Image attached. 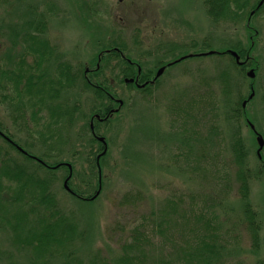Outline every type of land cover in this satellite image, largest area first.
<instances>
[{
  "label": "trees",
  "instance_id": "trees-1",
  "mask_svg": "<svg viewBox=\"0 0 264 264\" xmlns=\"http://www.w3.org/2000/svg\"><path fill=\"white\" fill-rule=\"evenodd\" d=\"M250 1L203 0L202 4L208 18L218 24L227 19L233 22L243 19L250 7ZM66 2L69 3L70 11L69 15L64 17L54 0H0V103L6 106L15 132L22 135V139H17L0 123V131L12 140L11 142L0 134V235L4 233L8 242V247L0 250V264H143L146 258L147 264H241L236 257H232L233 246L236 247L239 242L240 226L248 231L251 240L247 251L258 253L262 246L261 222L248 198L250 175L246 166L247 145L237 124L238 116H242L243 109L256 96L257 91L249 99L248 96L245 98L239 95L235 102L231 101L232 83L229 81L226 66L219 70L217 76L219 82L223 83L220 100L217 93L209 100L203 88L196 91L185 88V92L182 89L184 95L178 99L171 98L169 104L173 106L178 101H185L183 105L191 106L190 109L197 108L203 111L206 109V112H211L213 118L223 117V123L227 124L228 121L229 124H233L231 156L232 163L235 162L238 166L235 181L237 193L242 200L240 206L242 210L239 213L241 220L236 219L228 230L223 231L220 222L216 221L218 212L216 207L226 190L222 192V189H219L222 193L216 195L214 188L206 193L201 188V191L187 194L192 195L189 201L192 202L191 206H194L189 209L191 219L199 220L198 227L196 231L194 230V240L183 243L179 238L181 235L177 222L179 215L177 220L175 217L180 205L177 207L176 204H171L167 205L169 211H162L160 216L161 222L166 224L161 246L153 245L155 235L146 227L151 219L149 212L140 217L139 222L136 219L129 224L126 223V227L117 224L116 227H112V236L121 239L116 247L105 242L104 234L98 226L100 212L95 201L100 197L104 185L103 168L107 162L105 158L108 151L105 149V153L97 158L96 154L103 150L105 143L102 145L95 136V127L91 130L89 126L91 132L87 138L83 128L75 127L78 119L85 118L86 114L81 109L80 99L73 98L69 102L68 96H64L70 94L81 79L78 91L92 90L93 97L99 100V104L92 108L93 112L99 114V118L97 116L94 118V125L104 120L109 124L112 115L121 111L129 99L124 102L118 101L120 103L117 105L118 109L110 111L117 101L115 89L105 75L107 68L114 71L118 68L116 62L124 63L122 69L114 72L112 77L119 79L123 76H137L140 83L147 81L144 86L135 85L143 98L148 94L150 97L154 92L160 76L152 78L150 69L141 70L139 74L136 71V75L132 73L135 64L128 63L129 55L122 54L126 43L119 35L113 34L109 39L111 36H107L110 34L109 28L107 29L105 24L101 27L102 25L94 21L95 12L102 2L99 0ZM255 4L257 5V2ZM263 10L264 2L258 8L252 4L248 17L259 15ZM59 17L63 19H56ZM73 19L91 35V42L95 45L93 49L96 51L91 63L96 62L97 69L88 71L85 69L86 66L84 69L77 66L79 62L74 64L70 58H60L57 55V46L48 36L50 22L58 21L59 24L66 25ZM246 27L248 30L251 28L249 25ZM192 46L196 47V44L193 43ZM253 47L251 43L228 47L235 50L240 58L248 54L249 60L243 64H238L228 49L218 53L196 55L192 53L188 58L203 59L207 55H230L236 66L244 71L250 66L258 67V63L250 56ZM175 49L177 45L170 47V50ZM182 60L175 61L174 65ZM253 62L257 65L253 66ZM132 84L127 83L129 87ZM251 84L254 91V84ZM246 99L247 103L243 105L242 101ZM261 100L264 101V92ZM148 101L152 103V100ZM203 101L207 103L206 106ZM72 131L74 141L82 142L84 139L88 144H83V149L78 148L79 144L75 146L71 153L72 160H61L59 158L63 148L71 144ZM94 142H98L99 147L94 148ZM17 146H21L26 153ZM37 146L43 149L41 154L32 151V148ZM202 146L206 149L208 144ZM77 157H83L90 165V176L83 180V183L90 186L93 184L92 180L97 177L96 183L98 186L101 185L95 198L91 199L94 195L92 190L84 192L79 186L75 187L72 184L75 177L77 179L78 176H83L76 167ZM191 158L193 163H198L203 155L195 153ZM64 162L71 164V171ZM58 164L59 166H56ZM192 168L195 169L196 164H192ZM58 171H64L66 175L70 171L68 184L72 191L67 190L65 186L61 189L72 198L71 207L61 205L60 197L55 190ZM227 184L230 185L229 182ZM128 194L130 200L127 198ZM135 194L138 193L128 191L119 199V203L134 204ZM77 211L81 216L77 215ZM179 245L177 258L172 252H176L175 248ZM148 248L151 249L150 256L146 252ZM153 249H156V252L151 255ZM254 257L257 264H264L263 259Z\"/></svg>",
  "mask_w": 264,
  "mask_h": 264
},
{
  "label": "rangeland",
  "instance_id": "rangeland-1",
  "mask_svg": "<svg viewBox=\"0 0 264 264\" xmlns=\"http://www.w3.org/2000/svg\"><path fill=\"white\" fill-rule=\"evenodd\" d=\"M99 1L102 4L98 5V13L95 12L96 20L94 21L102 25L101 27L105 24L106 28H109L110 34H107V36L111 35L109 39L113 34V36L119 35L120 39L126 43L122 54L129 55L127 62L135 64L132 73L135 74L138 67L141 70L150 69L152 78H155L157 71L164 68L160 73L157 88L150 97H148L149 94L146 95L145 99L138 92L135 82L130 87L127 85L129 81L125 79L128 77L123 76L119 79L112 77L114 72L122 69L124 63L116 62L118 68L114 71L107 68L105 71V75L115 89L117 104L113 110L118 109L119 102L129 99L121 111L111 114L113 117L109 124L104 120L99 121L100 123L95 121L93 125L95 134L103 138L104 142L101 144L105 143V149L108 151L105 158L107 162L103 168L104 185L100 197L95 201L100 212L98 226L104 234L105 242L116 247L121 239L118 236L117 238L112 236V227H116V224L127 226L126 223L129 224L136 219L139 222L140 217L149 212L151 219L146 227L155 235L153 245L161 246L166 224L161 222L160 216L162 211H169L167 205L171 204H176L177 207L180 205L175 217L177 220L179 215L177 221L178 229L181 230L179 238L183 240V243L188 242L194 238V230L196 231L199 220L191 219L189 209L194 206H191L192 202L189 201L192 195L187 194L201 191V188L205 190V193L211 192L214 188L216 195L224 190L227 191L221 195L220 204L216 207L218 211L216 221L220 222L223 231L228 230L236 219L241 220L239 213L242 210L240 207L242 200L237 193L235 181L238 166L235 162L232 163L231 156L233 124H229L228 121V125L223 123V117L213 118L211 112H206V109L204 111L197 108L190 109L191 106L183 105L185 101L177 100L178 102L173 106L169 104L171 98L182 97L184 95L182 89L185 92V88H191L192 91L203 88L209 100L213 99L214 93H217L220 100L222 96L220 89L223 83L219 82L217 76L219 70L226 66L229 81L232 83L231 101L235 102L239 95L246 98L253 89L251 83L254 84V91H257L256 96L243 109L242 116H238L237 124L247 145L246 166L249 168L250 175L248 198L257 213L262 229V246L258 253L253 254L247 251L251 243L248 231L240 226L239 242L236 247L233 246L232 257H236L241 264H257L254 256L264 260V146L260 152L261 159L257 155L259 147L257 134L262 136L264 144V101L261 100L264 92V10L259 15L248 17L252 4L256 6L255 2L258 3V0L250 1V7L243 19L238 22L227 19L218 24L208 18L202 4L203 0ZM54 2L59 5L60 11L62 10V16L67 17L70 11L69 3L66 0H54ZM248 19H250L249 22ZM246 25L251 28L248 30ZM87 33L85 27H81L74 19L66 25L51 21L48 30V36L57 46V55L60 58H70L74 64L79 62L77 66L83 69L86 66V70L97 69V63H91L96 52L93 49L95 45L91 42V35ZM193 43L196 47L192 46ZM250 43L254 45L250 56L258 63V67L250 66L244 71L236 66L230 55H207L203 59L188 58L192 53L200 54V51L204 53L207 50H215L218 53L230 46ZM175 45L177 49L170 50V47ZM181 59L183 60L174 65L175 61ZM240 60H249L248 54H244ZM253 63V66L257 65ZM249 69L254 70V76H247ZM81 81L80 79L70 94L64 96L62 93L61 95L68 96L69 102L73 98L81 100V109L86 116L78 119L75 127L83 128L87 138L91 132L89 126L95 114L92 108L99 104V100L93 97L92 90L78 91ZM137 81L139 85L146 82L140 83L138 77ZM148 100H152V103ZM8 114L6 106L0 103V123L6 127L7 132L19 139L22 135L15 132ZM248 123L252 124L253 128ZM73 136L72 131L71 144L63 148L59 159L72 160L71 153L74 147L79 144L78 148L83 149V144H88L84 139L82 142L74 141ZM203 144H208L207 150L202 146ZM93 146L99 147V143L94 142ZM32 151L41 154L43 149L37 146L32 148ZM100 153L102 151H99L96 156ZM195 153L203 155L198 163H193L191 158ZM205 154L207 159L204 157ZM77 158L76 167L83 176H78L77 179L75 177L72 184L75 187L79 186L84 192L92 190L94 195L91 199L95 198L101 185H97V177L92 180L93 184L90 186L83 183V180L90 176V165L83 157ZM192 164H196L195 169L192 168ZM68 175L64 171L57 172L55 190L60 197L61 205L71 207L72 198L61 189L65 186L63 183ZM227 185L229 188H226ZM68 187L71 190L69 184ZM219 189H222V192H219ZM128 191L138 193L133 196L134 204L119 203V199ZM78 212L77 215H80ZM5 236L4 233L0 235V250L8 247ZM179 247L180 245L175 248L176 252H172L175 257L179 256ZM150 250L149 248L146 250L148 255ZM155 252L156 249H153L151 255ZM143 264H147V258Z\"/></svg>",
  "mask_w": 264,
  "mask_h": 264
},
{
  "label": "water",
  "instance_id": "water-1",
  "mask_svg": "<svg viewBox=\"0 0 264 264\" xmlns=\"http://www.w3.org/2000/svg\"><path fill=\"white\" fill-rule=\"evenodd\" d=\"M263 1H264V0H260V1L258 2V5H257V6L261 5ZM228 50H229L230 53L235 57V60H237L238 63H241V61L239 60V56H238L237 52L234 51V50H231V49H228ZM215 52H216V51H214V50L207 51V53H215ZM207 53H203V54H207ZM163 69H164L163 67L160 68V69L157 71V73H156L157 75H156V76H159L160 73L163 71ZM248 76H249V77L254 76V70L250 69V71L248 72ZM125 80H126V81H133V78H126ZM253 94H254V91L252 90V92H251V94L249 95L248 98H251V96H252ZM245 104H246V100L243 101V105H245ZM250 125H251V128H253V125H252V124H250ZM0 134L3 135L7 140H10L9 137H6V135L3 134L1 131H0ZM98 139L104 142V140H103L102 137H98ZM257 141H258V144H259V147H258V149H257V155H259V157H261V155H260V150L262 149V147H263L264 144H263L262 136H261L260 134L257 136ZM17 148L20 149L23 153H26V151H25L21 146H17ZM102 153H105V149L103 150ZM99 156H100V155H99ZM99 156H98V157H99ZM38 160H39V159H38ZM39 161L41 162L42 160H39ZM56 166H59V164L56 165ZM67 166L69 167V169H70V171H71V164H70V163H67ZM70 176H71V174H70V172H69V176H68V178L64 181V185L66 186V188H67L68 190H70V189H69V187H68L67 180L70 178ZM93 198H94V197H93Z\"/></svg>",
  "mask_w": 264,
  "mask_h": 264
},
{
  "label": "flooded vegetation",
  "instance_id": "flooded-vegetation-1",
  "mask_svg": "<svg viewBox=\"0 0 264 264\" xmlns=\"http://www.w3.org/2000/svg\"><path fill=\"white\" fill-rule=\"evenodd\" d=\"M92 69H90V70H88V71H91ZM141 71V68L140 67H138V71L137 72H140ZM131 78H134V81L132 82V83H134L135 82V84H136V86H139L138 84V81H137V77H135V76H133V77H131ZM116 100V99H115ZM110 111H113V109H111ZM99 116V115H98ZM96 117V113L93 115V120H92V122H91V125L92 126H90L91 127V130H93V125H94V118ZM97 118H99V117H97Z\"/></svg>",
  "mask_w": 264,
  "mask_h": 264
}]
</instances>
